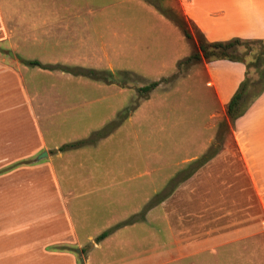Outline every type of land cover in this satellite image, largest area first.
<instances>
[{
  "label": "rangeland",
  "instance_id": "rangeland-1",
  "mask_svg": "<svg viewBox=\"0 0 264 264\" xmlns=\"http://www.w3.org/2000/svg\"><path fill=\"white\" fill-rule=\"evenodd\" d=\"M38 1L42 3L39 10L43 12V19H48L50 3L54 0ZM67 1L78 12H82V30L56 33L52 31L48 34L31 31L28 32L27 39L32 40L30 44L35 40L38 44L41 43V46L42 44L47 45V41L51 44H56V42L61 44L62 42L64 48L61 47L63 51L61 55L77 58L82 62L81 64L72 66L68 63L47 64L40 62L42 53L39 51L40 48L36 47H17V50H20L18 54L13 47L9 46L10 42H14L18 38L15 35L11 40L0 44V62L2 66L17 62L21 68L27 69L25 72L27 85H25L29 89L35 109L38 107L36 113L40 118L39 123L47 145L51 149L57 147L52 150L54 155L52 164L61 181L67 210L77 226L84 223V217L91 223L78 227L82 236V249L86 250L84 253L80 251L77 254L78 264H85L84 260L87 255L93 257L109 252L119 255L118 258H124L125 251L130 246L128 237H125L123 245L118 248L119 240L113 235L137 224H145L149 228L155 229H158L157 227L160 225L166 228V223L159 224L160 221H153V219L160 220L158 219L160 217L167 218L172 225L180 228V243L191 239L187 237V234H196L195 254L180 261L179 264H236L237 255L234 244L225 245L223 248L226 249L223 250L204 253L203 250L207 243L204 235L211 232L213 237L217 236L216 239L212 238L211 242L212 244L217 243L218 246L222 242L232 240L220 238L221 234L238 230L240 220L246 219L249 225L248 229H252L251 225L253 224V227L258 231L264 230L263 222L237 154L233 139L234 124L232 127L229 123L226 111L214 114L217 110L214 109L216 103L213 99L211 84L203 80L202 77L198 79L192 75L202 69L204 62L186 69L182 68L175 80H169L178 74L177 63L186 58H182V56L187 51L190 56L194 51L192 44L187 41L182 30L173 21L182 20L178 1L160 0L157 3L150 2L151 0ZM27 2L29 1L27 0ZM65 6L67 7V5ZM167 10L170 12L172 20L164 16L163 12ZM189 21L187 22L189 25L198 29L191 20ZM78 22H80V18ZM188 29V32L195 37V30L192 26ZM243 41L259 40L243 39ZM235 53L244 58L245 67L249 66L248 70L246 67V75L248 72L247 78L250 82L247 90L248 95L242 100V105L246 106L251 102L252 94L259 91L262 86L261 83L256 84V82L261 76L264 65L261 66V62H258L261 67L256 69L253 62L258 54L264 53V45L243 44L235 49ZM18 58L38 61L42 65H64L105 71L111 75V77L107 76L105 81L71 75L82 80L83 85L74 83L65 87L92 90L97 88L86 86L84 81H87L101 87H109V90L113 91L122 89L126 99L122 102L118 96L114 98L110 95L85 94L86 99L104 98V100L93 102L90 107L94 111L87 112L86 108H79L77 112L82 117L76 120L74 125L61 124L57 128H50L40 113L42 108L35 104L38 96L35 95L37 90L33 87L53 86L52 83L47 85L44 72H52V75L61 72L26 66ZM178 58L182 59L178 60L174 67L172 62ZM262 59L264 60V58ZM95 61L104 63L105 68L90 67L89 65ZM108 64L113 65L114 69H108ZM143 65L149 66L151 78L144 75L145 72L143 74L138 72L142 71L141 66ZM162 79L166 81L150 92L147 98H143L139 94L140 87ZM181 81H184L183 87L176 92L177 96L171 94L177 83ZM92 92L95 94L100 91L93 90ZM155 94L163 96L158 97V105H155L152 112L151 109H147L149 106L145 107V104L149 99L151 101L155 98L153 97ZM18 114L16 121L29 118V110L20 109ZM119 114L122 121L106 137L77 149L64 152L56 151L65 144L92 138L93 133L100 131L113 121H119ZM12 120L14 119L12 118ZM222 121L226 123L225 126L220 125ZM129 123L130 125H128ZM6 129V134L9 133L8 135L12 139L15 135L19 138H29L30 143L34 142L35 130L31 127L10 123ZM109 137L111 139L108 143L103 142ZM196 137L198 140L205 139V141H200L201 144L196 149L195 158L185 157L192 154L191 152L195 148L193 140ZM217 141H219L217 148L220 147L216 156L188 176L190 174V170L187 168L189 163L208 152ZM76 151L79 152L76 153ZM57 153H61L62 156L55 158ZM170 156L175 159H171ZM158 162L159 164H157ZM23 164H28V162L25 161ZM158 166H161L162 169L156 175L153 172L155 168L159 169ZM146 179H148L146 195L149 191L147 197L144 192L136 188L139 184L146 185ZM13 191L11 192L15 193L16 190ZM156 196L163 201L155 203L146 211L144 219L141 220L140 212L155 200ZM145 199L146 202L138 211L132 214L127 212ZM129 219L136 221L123 224ZM98 220H102V222L115 221V223L100 230L91 241L87 242V234L93 232L90 228L99 226ZM119 224L122 225L116 227ZM102 225L103 223L100 227ZM106 231L110 232L106 238L111 239L105 240L100 251L91 249L92 245L94 247L104 240L97 242L96 238ZM151 231L147 229V237L134 235L131 240L133 243L131 248L135 249L140 244L139 241L148 242V246L157 242L152 239ZM169 234L165 229L163 232L164 254L147 256L149 263L153 264L163 260V264H173L172 259L179 253L178 250H175L173 243L177 235ZM120 235L122 236V233ZM260 239V242H264L263 237ZM159 241H162V237H159ZM0 246L5 245L0 244ZM71 250L75 251V248ZM260 251L258 264H264V248H260ZM243 252L245 253V251Z\"/></svg>",
  "mask_w": 264,
  "mask_h": 264
},
{
  "label": "crops",
  "instance_id": "crops-1",
  "mask_svg": "<svg viewBox=\"0 0 264 264\" xmlns=\"http://www.w3.org/2000/svg\"><path fill=\"white\" fill-rule=\"evenodd\" d=\"M28 1L0 0V44L11 40L15 35L18 38L16 41L10 42L9 46L13 47L18 54L20 50H17V47H36L40 48L39 51L42 53L40 62L47 64L68 63L72 66L81 64L82 62L77 58L61 55L64 48L62 42L61 45L59 42L51 44L47 41V45L42 44L41 46V43L38 44L35 40L34 43L30 44L32 40L27 39V36L28 32L31 31L48 34L52 31L56 33L82 30V12H78L75 7L70 6L67 0H54L50 3V10H48L50 17L43 19V12L39 10V6L42 5L41 1ZM177 1L183 15L194 23L208 42H224L234 38L264 40V0ZM138 6L141 7L140 4ZM79 18L80 22H78ZM187 56L188 51L182 58ZM182 58L172 62L174 67ZM97 62H92L89 66L105 68L104 63ZM23 68L17 62L7 66H2L0 62V244L5 245L0 246V264H78L77 254L83 248L82 236L78 227L87 226L91 223L84 217V223L77 226L67 210L61 181L52 164L54 155L51 152L57 147L51 149L47 145L39 123L40 118L36 113L38 107L35 109L29 89L26 87L25 72L27 69ZM108 69L113 70V65L108 64ZM141 70L138 72L141 74L145 72L144 75L151 78L149 66L143 65ZM44 73L47 85L52 83L53 86H45L44 88L35 86L33 88L37 90L34 91H36L35 95L38 96L35 104L42 108L40 113L50 128H57L61 124L74 125V122L82 117L77 112L79 108H86L87 112L94 111L90 107L93 102L104 100V98L86 99L85 94L110 95L114 98L118 96L122 102L126 99L122 89L113 91L109 90V87H101L95 83L84 81L86 86L97 87L93 90L100 91L93 94L92 89L65 87L74 83L83 85L82 80L76 77L67 76L64 73H56L55 75H52V72ZM192 75L198 79L202 77L203 80L211 84L213 99L216 103L214 109L217 110L214 114H216L226 111L230 99L245 78L246 67L243 63L227 60L204 62L202 69ZM184 81L178 82L171 94L177 96L176 92L183 87ZM102 90L103 92H101ZM161 96L163 95L155 94L153 96L155 98L151 101L149 99L150 102H146L145 107L149 106L147 109H151L153 112L155 105H158V97ZM20 109L29 110L28 119L16 121ZM12 118L14 120L11 121ZM10 123L33 128L35 130L34 142L30 143L29 138H19L15 135L14 139L10 138L9 133L6 134V128L9 127ZM233 131L237 154L256 205H258L259 216L263 222L262 228H264V90L259 97L250 103L245 113L236 119ZM110 139L111 137L103 142L108 143ZM200 141H205V139L198 140L196 137L193 140V147L195 148L191 155L185 157H196V149L200 147ZM43 151L47 153V157L39 160L38 155ZM61 156V153L55 154V158ZM170 158L175 159L171 156ZM25 161L28 164H23ZM158 168L157 170L155 168L153 172L156 175L162 169L161 166ZM147 183L148 179H146V185L139 184L136 186L139 191L144 192L146 197L149 194L148 191L146 195ZM13 190H16L15 193L11 192ZM145 202L146 199L127 212L132 214L138 211ZM158 219L160 220L153 219V221H160L159 224L166 223V228L160 225L157 227L158 229H155L149 228L145 224V226L137 224L122 229L113 235L119 240L117 242L119 243L117 244L118 248L123 245L125 237H128L130 246L125 251L126 256L124 258H118L119 255L117 256L113 252L93 257L87 255L84 260L85 264H151L148 262L147 256L164 254L163 232L165 229L170 234L175 233L177 235L173 243L175 250H178L179 253L172 259L173 264H179L180 261H184L195 254L194 240L196 234H187V237L191 238V242L186 240L185 243H180V228L172 225L167 218L160 217ZM98 221L100 223L98 227L90 228L93 232L87 234V242L91 241L100 230L115 223V221ZM101 223L103 225L100 227ZM248 227L246 219L240 220L238 230L222 233L220 237L230 238L234 241L222 242L218 246L217 243L212 244L211 242L212 238L216 239L217 236L213 237L211 232L205 234L204 238L207 239V243L203 250L204 253L226 249L223 247L232 243L237 255L236 264H258L260 248H264V242H260V237H263L264 240V230H256L253 224L251 225L252 229H248ZM141 229L144 230L138 232ZM147 229L152 230V239L157 240V242L148 246V242L139 241L140 244L135 249L131 248L133 236L147 237ZM159 237H162V241H159ZM109 239L105 238L94 247L92 245L91 249L100 251L102 244ZM70 248L73 250L75 248V251ZM163 262L161 260L153 264H163Z\"/></svg>",
  "mask_w": 264,
  "mask_h": 264
},
{
  "label": "trees",
  "instance_id": "trees-1",
  "mask_svg": "<svg viewBox=\"0 0 264 264\" xmlns=\"http://www.w3.org/2000/svg\"><path fill=\"white\" fill-rule=\"evenodd\" d=\"M158 1H160V0H154V1L151 0L150 2L157 3ZM163 14H164V16L170 18V12L168 10L164 11ZM173 21H175L176 24L179 26V28L182 30V33L184 34L187 41L192 44L191 46L193 47L194 51L190 54V56L186 57L185 59H183L177 63L178 74L172 76L171 79H169V80H175L179 76L180 70H182V68L186 69V68L191 67L193 65L195 66V65L201 64L203 62H210L212 60H227V61H231V62H240V63L245 64L244 58L237 56V54L235 53V49L242 46L243 44H248V43H254V44L258 43V44L264 45V41L259 40V41L248 42V41H243L239 38H234V39L224 41V42H208L201 31L196 29L193 25H189L187 23L190 21L183 15V13H182V20L181 21H178V20H173ZM190 26H192L193 30H195V37L192 36L190 34V32H188L189 31L188 27H190ZM262 58H264V53L258 54V56L255 57V60L253 63L255 64L256 69L257 68L259 69L261 66L264 65V60ZM18 60L20 62H22L23 64H25L26 66L39 67V68L46 69L49 71H59L61 73H66V74H70L73 76H84V77H88L90 79H93L95 81H105V78L107 76L111 77V75L107 74L105 71H97V70H93V69H83L80 67H69V66H64V65H42L38 61L23 60L22 58H18ZM258 62L259 63L261 62V66ZM246 67L248 70L249 66H246ZM247 76H248V72H247V75L244 78V80L239 85L238 90L235 92L233 97L230 99V101L227 105V108H226V115H227L229 123L231 124L232 127H233V124L236 121V119H238L239 117H241L245 113V111L248 109L250 103L254 99H256L257 97H259V95H261V93L264 90V66H263V68L261 70V76L258 79V81L256 82V84H258V83L262 84L261 88L255 94H252V99H251V102L249 104H247L246 106L242 105V100L245 97H247V95H248L247 90H248V86H249L250 82H249ZM164 81H166V80L162 79L160 81L150 82L149 84H147L143 87H140L138 89V92L143 98H147V95L150 92H152L153 90H155ZM251 86H253V84H251ZM121 118L122 117L119 114V117H118L119 121H113L110 124H108L105 128L101 129L100 131L93 133L92 138H90L86 141H79V142H75V143H71V144H65V145L59 147L56 151L64 152L67 150L77 149V148H79L83 145H86V144L95 143L99 139L106 137L108 134H110L112 132L113 129H115L117 126H119L120 122L122 121ZM225 124L226 123L223 121L220 123L221 126H225ZM218 145H219V141H217L210 148V150L208 152H206L204 155H202L201 157H199V158H197L194 161L189 163L187 168L190 170V172H189L190 174L188 176L192 175L196 170L201 168L209 160H211L214 156H216V154L219 151L218 149L220 147L219 146L217 148ZM161 201H163V200H161L160 197L156 196V199L151 201L145 207V209L140 212L139 217H141V220L144 219V215H145L146 211H148L155 203L161 202ZM132 221H136V220L129 219L127 222H124L123 224H128V223H131ZM121 225L122 224H119L116 227H119ZM109 233H110L109 231L103 232L102 234H100L96 238V241L99 242V241L105 239ZM85 251L86 250L81 249L82 253H84Z\"/></svg>",
  "mask_w": 264,
  "mask_h": 264
},
{
  "label": "water",
  "instance_id": "water-1",
  "mask_svg": "<svg viewBox=\"0 0 264 264\" xmlns=\"http://www.w3.org/2000/svg\"><path fill=\"white\" fill-rule=\"evenodd\" d=\"M10 56H12V54H10ZM45 157H47V153H46V152H43V153H41V154L38 156V159L40 160V159H43V158H45Z\"/></svg>",
  "mask_w": 264,
  "mask_h": 264
}]
</instances>
